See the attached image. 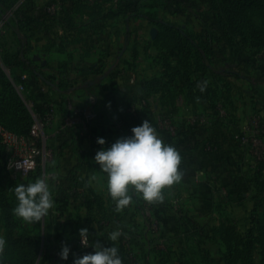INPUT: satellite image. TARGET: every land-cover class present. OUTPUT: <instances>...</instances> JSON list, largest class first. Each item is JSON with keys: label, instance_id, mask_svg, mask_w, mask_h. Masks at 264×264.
<instances>
[{"label": "crops", "instance_id": "crops-1", "mask_svg": "<svg viewBox=\"0 0 264 264\" xmlns=\"http://www.w3.org/2000/svg\"><path fill=\"white\" fill-rule=\"evenodd\" d=\"M126 1L0 0L4 7L12 6L10 13L20 5L25 8L32 6L33 12L42 13L51 5L58 7L55 14H48L38 22L23 23L21 29L28 41L26 58L29 55V62L39 67L38 70L35 68L37 83L28 74L21 76L30 82L26 90L37 101L55 98L52 101L55 102L52 123L49 125L51 133H47L54 139L52 157L56 161L58 177L55 198L60 196L58 189L68 195L74 189L78 195L76 205L83 198L85 201L89 198L92 211L111 209L120 214L128 226L131 208L135 203L141 205L145 201L130 192L132 203L116 211L115 202L107 190L106 173L100 171L93 160L101 147L96 140L104 138V147H107L117 138L130 135L131 128L143 120L150 122L170 115L180 131V136L172 145L182 158L179 166L182 179L164 189L162 202L151 203L170 213L177 207L187 217L202 220L211 215L217 197L224 196L228 200L227 193H234L232 200H235L246 195L247 192H242L240 188L241 177H244L242 158L236 148L228 147L225 138L219 136L222 149H204L209 144L206 140L210 136V124L201 126L205 132L194 130L191 119L208 115L205 111L208 107L207 85L215 74H201L200 65L195 74L186 73L185 66L191 62L179 65L175 58V54L179 55L178 50H170L168 44L160 40L164 31L155 22L178 25L190 22V17L202 30L201 23L193 16L179 12L177 3L203 6L204 0H165L162 7L140 8L137 11L139 16L128 14L124 9ZM208 20L214 25L211 13H208ZM5 29L8 36L13 35L10 27ZM153 29L154 38L150 34ZM158 41L165 49H158ZM16 44L18 51L17 41ZM216 50L221 59L233 55L231 48L225 45L217 46ZM10 54L13 55V51ZM13 74L20 75V71L15 70ZM51 78L67 86L65 93L60 94L53 83H45ZM32 88L40 92L35 94L30 90ZM89 98L95 99L93 105ZM61 100L69 106H58ZM142 101L144 106H141ZM130 108L136 116L127 120L121 113ZM75 110L97 112V119L85 130H78L76 126L66 124ZM222 129V132L227 130L225 127ZM71 178L75 180L71 181ZM82 192H85L83 197ZM55 204L59 207L57 200ZM158 208L156 210L162 214L161 208ZM171 225L169 220H165L163 232L159 229L161 237L172 234Z\"/></svg>", "mask_w": 264, "mask_h": 264}, {"label": "rangeland", "instance_id": "rangeland-1", "mask_svg": "<svg viewBox=\"0 0 264 264\" xmlns=\"http://www.w3.org/2000/svg\"><path fill=\"white\" fill-rule=\"evenodd\" d=\"M9 13L10 10L0 16V68L9 81L14 84L15 94L8 91L0 82V125L10 127L19 122L20 115L25 108L31 118L28 138L34 144L39 143L42 146L41 133L38 132V136L35 137L31 131L37 124H40L42 130L46 134H50L51 119L46 121L37 114L35 108L37 99L18 85L19 82L15 83L10 69L2 63V60L10 59V56L12 58L18 56L16 37L14 34L8 36V33H5V27H7L5 22ZM227 16L231 21V32L235 41L264 65V15L255 8L242 10L232 8L231 13ZM189 19L190 22H180L181 24L178 25L168 23L179 27L181 33L184 34V38L182 37L184 40L192 39L199 49L205 51L203 31L199 29V25L194 19L190 17ZM160 40L166 42L169 49L178 50L179 55L175 54V58L180 66L191 62L190 65L185 66V72L195 74L200 65L195 47L188 43L191 47L183 49L175 37L166 32L161 34ZM157 44L158 49H165L161 42V46L159 41ZM12 51L13 56L10 54ZM28 57L30 56L28 55ZM34 67L37 70L39 68L38 66ZM48 81L57 87H67L52 78ZM43 84L41 86L46 90V86ZM207 86L208 97L214 105V115L211 117V121H218L222 127L232 133L247 127L250 134L258 139H264V103L251 93L248 82L215 74L212 75ZM54 99L47 98L45 102ZM171 117L173 118V116ZM238 152L240 153L239 150ZM241 153L244 154L241 156L243 158L241 165L249 186L246 195L229 201L223 198L224 196H219L210 216L198 221L194 219L200 225L208 227V235L217 246L216 252L208 253L212 259L204 258L198 249L197 233L194 232L188 221L194 216L187 217L188 215L177 207L173 213L185 217L183 225L178 234H171L163 238L160 236L158 228H150L145 222V225L143 224V205L141 206L142 210L139 211L140 217L139 212L131 213L129 221L131 226L127 227L121 219V215L111 209L92 211L89 198H87L88 200L80 205L77 213L81 221L84 222V227L89 230L90 243L100 244L104 247L115 245L119 249L123 264H264V159L254 162L250 156L245 155L246 151L242 150ZM48 154H50V158H48ZM52 154H54L53 149L46 148L44 144V149L38 156L37 165L31 173L24 177L6 173V179L0 185V190L11 209V220L8 223L4 210L0 206V235H3L6 240L4 252L0 254L3 264H27L30 253L21 250L17 243V238L20 236L25 237L28 242L39 244L35 264H73L74 257H80L93 251L92 247H84L79 244L78 233L74 236L75 246L70 244L71 239L69 238L64 241L58 238V235H62V231L67 229L63 225L66 210L59 209L55 203L39 222H25L13 212L17 203L13 191L15 185L33 182L37 178L42 177L47 180L56 201L55 186L58 177L56 161ZM83 195L85 196V192H82L81 197ZM144 203L149 202L145 201L142 204ZM108 215L110 216L108 217ZM117 228L120 229L121 236L116 241H110L108 234ZM62 244H66L70 248L67 260H61L58 255ZM23 254L25 256H22Z\"/></svg>", "mask_w": 264, "mask_h": 264}, {"label": "trees", "instance_id": "trees-1", "mask_svg": "<svg viewBox=\"0 0 264 264\" xmlns=\"http://www.w3.org/2000/svg\"><path fill=\"white\" fill-rule=\"evenodd\" d=\"M165 4V0H134V2L127 0L124 5V9L128 12L129 15L139 16L138 10L140 8H153V7H161ZM12 6L4 7L0 4V16H2L6 11L10 10ZM177 8L179 12L188 13L189 15L193 16L196 20H198L202 25V31L205 42V51L199 49L192 39H188L187 41L184 40V34L181 33L179 27H174L169 23H163L162 21H157L155 24L161 28L167 34H171L175 37L178 43L182 45V48L185 49L190 48L191 44L196 49V53L199 55L200 60V73L203 75L206 74H220L226 77H234L236 79H243L249 83L251 87V93L255 95L258 99H261L264 103V65L257 61V59L249 52L245 51L234 39L233 33L231 32V21L228 19V16L231 13L232 8L237 9H249L255 8L258 9L264 15V0H204L203 6L201 5H187L185 3H177ZM208 13H211L214 25L210 23L208 20ZM48 14L42 13V11L33 12V7L30 6L28 8L23 7V5L19 6L15 10L11 11L9 17L7 18L5 25L12 29L14 36L17 39L19 50L17 57H9L10 59L2 60L3 65L10 69L12 76L14 77L15 83L19 82L18 85L22 86L24 89H27L30 86V82L26 79H23L21 76L24 74H28L31 76L35 83H37V73L35 72V67L29 62V60L25 57V54L28 49V41L24 35L21 33V29L23 27V23H31V22H38L43 20ZM183 37V38H182ZM189 43V44H188ZM221 45H225L231 48L233 55L225 57L224 59L218 58L216 47H220ZM13 56V55H12ZM19 70L20 75H14V71ZM0 82L2 85L11 93L15 94V87L14 84L11 83L8 77L4 74L2 68H0ZM198 82V81H197ZM39 83V82H38ZM57 87V86H56ZM196 88V86H195ZM58 92L60 94L65 93L66 87H57ZM32 92L39 93L40 91H36V89H30ZM208 107L205 109L206 117L209 118L210 127H209V137L206 141L209 142L210 145L216 146L218 150L222 149L221 144L219 142V137L225 138L226 144L228 147H233L238 150L239 146L238 143L232 138L230 133L227 130L222 132V125L218 121H211V117L214 115V105L211 103V100L208 97ZM66 101L61 100L58 106L61 107L66 106ZM52 101H36L35 108L37 114L41 118H45V116L51 112L50 105ZM57 106V107H58ZM67 113V112H66ZM264 114V110H263ZM162 117H169L171 116H162ZM174 120V118H172ZM151 125L157 130V132L163 138L164 143L174 144L176 139L180 136V131L177 129L174 136L169 135L164 130L157 129L155 120L152 119L150 121ZM31 125V118L28 110L23 108V113L20 115V120L14 125L6 126L0 125L1 128L9 130L19 136L28 137ZM203 125L200 124H193L192 129L200 130ZM190 130V129H189ZM205 132L204 129H201ZM218 131L219 134L215 135L214 132ZM47 136V134L44 132ZM59 134L56 136L58 138ZM53 138L46 137L45 146L46 148H52L53 145ZM175 140V141H174ZM37 146H41L39 143L36 144ZM240 154V153H239ZM241 157V156H240ZM242 158V157H241ZM243 159V158H242ZM6 172L4 171V148L1 143L0 138V185L6 179L5 175ZM8 174V173H7ZM71 181L75 179H70ZM241 185L240 188L242 192H247L248 180L247 178L241 177ZM60 196L56 197V200L59 204V209L66 208V216L63 222V225L67 228L66 231H62V235H58V238L61 241L66 239H71L72 246H75L74 236L78 233V230L84 227V222L81 221L80 216H78V210L80 205L85 202V199L81 201L79 204H75V199L78 197L77 193H75L74 189H72V193L68 195V193H64L63 190L58 189ZM234 194V193H233ZM232 193H227L228 200H232L234 195ZM71 198V201H69ZM0 206L3 208L5 216L7 217L8 223L11 220V209L9 204L7 203L2 191L0 190ZM142 204L135 205L131 208L130 213L139 212L142 210ZM160 207V206H159ZM151 208L153 215L155 216L158 226L161 232H163L165 220H169L171 222V229L170 232L172 234H178L179 229L183 225V219L185 217H181L178 213H170L167 209L160 207L158 205L151 203ZM162 210V214L158 213V210ZM140 217V212H139ZM142 220V219H141ZM190 222L191 228L194 232L197 233L198 236V249L201 255L208 260L212 259L208 255L210 251H217V246L215 242L209 237V229L206 226L200 225L193 219L188 220ZM145 225V221H142ZM180 222V225H179ZM131 226V225H129ZM186 225H184V228ZM128 227V226H127ZM17 243L20 245L22 251H26L30 253V258L27 264H35L39 244L36 242H28V240L20 236L17 238ZM22 256H25L23 254ZM217 256V255H216ZM216 258V257H214ZM213 258V259H214Z\"/></svg>", "mask_w": 264, "mask_h": 264}, {"label": "clouds", "instance_id": "clouds-1", "mask_svg": "<svg viewBox=\"0 0 264 264\" xmlns=\"http://www.w3.org/2000/svg\"><path fill=\"white\" fill-rule=\"evenodd\" d=\"M130 132V135L117 138L107 147H104V138L96 140L101 147L93 160L99 165V170L106 173L107 190L115 202L116 211L132 203L130 192L149 203L162 202L164 189L182 179L179 151L173 145L164 143L147 119L132 127ZM13 191L17 201L13 212L28 223L41 221L55 203L50 186L42 177L26 184H16ZM77 235L81 245L90 246L93 251L74 257L73 264H123L115 245L104 247L90 243L87 227L80 228ZM120 236L121 231L117 228L108 234V239L116 241ZM5 245V238L0 235V254L4 252ZM69 252V246L62 244L58 255L61 260H67ZM0 264H3L2 260Z\"/></svg>", "mask_w": 264, "mask_h": 264}, {"label": "built area", "instance_id": "built-area-1", "mask_svg": "<svg viewBox=\"0 0 264 264\" xmlns=\"http://www.w3.org/2000/svg\"><path fill=\"white\" fill-rule=\"evenodd\" d=\"M58 8V7H57ZM56 6L51 5L47 7L46 12L49 15L55 14L57 11ZM88 101L93 105L95 99L89 98ZM141 106H144V102H140ZM55 104H51V112L45 116V120H50L52 118L53 110L55 109ZM66 106H69L66 104ZM122 116L124 118L132 119L136 116V112L133 109H125L122 111ZM97 119V112L92 110H75L72 112L71 116L67 119L66 124L69 126H76L78 130H85L89 124L93 123ZM155 124L157 129L166 131L169 135L174 136L177 130V125L175 120L169 117H159L155 119ZM192 124L209 125L210 121L206 116L194 117L191 119ZM38 132L41 133V150L40 147L34 144L28 137L19 136L9 130L0 127V138L1 143L4 148V171L6 173H14L22 177L27 176L31 173L36 165L37 159L44 149V144L46 141V135L41 128L40 124H37L31 134L33 136H38ZM232 138L238 143V150L240 151V156L244 154L241 151H246L245 155L250 156L254 162H259L264 159V139H258L256 136L250 134L247 127L240 128L235 131V133H230ZM205 150L216 149V146L206 144L204 146ZM50 158V154L47 155ZM143 205V217L146 225L150 228L159 229L158 222L153 215L151 204L144 203ZM79 244L80 240H79ZM83 246V245H81Z\"/></svg>", "mask_w": 264, "mask_h": 264}, {"label": "water", "instance_id": "water-1", "mask_svg": "<svg viewBox=\"0 0 264 264\" xmlns=\"http://www.w3.org/2000/svg\"><path fill=\"white\" fill-rule=\"evenodd\" d=\"M150 34H151L152 38H154V36H155V30L154 29L151 30ZM45 83H47L48 85H50V83L48 81H45Z\"/></svg>", "mask_w": 264, "mask_h": 264}]
</instances>
